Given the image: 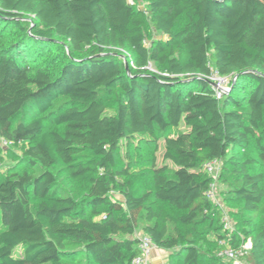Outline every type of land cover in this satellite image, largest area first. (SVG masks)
Listing matches in <instances>:
<instances>
[{"label":"trees","instance_id":"1","mask_svg":"<svg viewBox=\"0 0 264 264\" xmlns=\"http://www.w3.org/2000/svg\"><path fill=\"white\" fill-rule=\"evenodd\" d=\"M142 1L145 9L129 0H0V137L22 151L0 177V264L81 255L84 264H132L139 228L160 249L180 248L176 264H202L209 233L227 239L207 196L213 159L242 209L263 211L264 173L253 165H264V0ZM151 27L165 37L148 44ZM215 70L230 77L221 99L207 79ZM25 110L33 114L17 120ZM146 136L155 145L164 137L174 168L154 167L153 189L140 191L117 154ZM59 166L83 187L81 199L62 187ZM244 224L252 247L239 256L264 264V224ZM229 241L241 249L235 233ZM218 256L205 264H234Z\"/></svg>","mask_w":264,"mask_h":264},{"label":"rangeland","instance_id":"2","mask_svg":"<svg viewBox=\"0 0 264 264\" xmlns=\"http://www.w3.org/2000/svg\"><path fill=\"white\" fill-rule=\"evenodd\" d=\"M135 2V5L138 7L145 8L146 3H144L142 0H133ZM185 23V20L182 18L178 22V28L183 27ZM165 36L162 35L160 32H157L151 27L150 34L148 35L147 43H151L154 39H161ZM123 57L126 59L128 64L133 65L134 63V57L131 49H124L122 50ZM151 70H157L155 66L152 64L150 65ZM33 113L25 110L23 114L17 119V120H25L29 116H31ZM187 127H185L183 124L180 126L179 129H170L168 131V135H175L178 130H186ZM148 136L144 137L145 140H141V138L138 137V139L135 140L134 148L128 151L127 145L125 142H123L120 146V149L117 154V161H118V169H123L124 167H131L133 170V176L136 179V189L140 191H146L153 189V177L152 172L154 167H158L162 164H167L171 168H174V165L170 161H165L163 158L164 151H165V139L162 136L158 143L155 145L154 143H150L148 140ZM137 143L140 145V148L137 147ZM0 152L3 155V162L0 164V177H4L8 175L11 170H14L19 162L22 159V151L20 148L12 146L8 144L6 141H4L0 137ZM247 152L251 156H257V152L255 148L251 147L250 149H247ZM223 163L220 167L217 168L215 172V182H214V193L215 196L213 198V203L215 204V207L220 209L222 211L221 220L216 223V228L218 229L221 234H225L227 236V239H225V243L219 242L218 237L216 236V230L209 233L207 238L211 241L212 244H207L204 242H201V245L205 251V256L202 257L201 261L202 264H205L207 256L208 255H219L220 259L224 263L233 262L235 263V259L229 257V256H223L221 255V251L223 249H234L233 245L229 241L230 235H233L234 233L239 236L241 239V242L243 243V248L246 253L251 250L252 245V236H247L243 228L245 227L244 221L246 219H252L254 223L258 224H264V208L260 215H253L249 212H246L242 209V204L240 201H238L235 197V194L232 190V185L225 182V178L222 177L223 173ZM59 170V179L61 182L62 187L67 188L68 191L72 192L76 197L82 198L84 189L82 186H76L73 185L68 179L66 178V174L63 171L62 166H59L57 168ZM253 171L254 172H262L264 173V165L260 162H257L255 165H253ZM112 197L115 200H122V195L119 191H114L112 193ZM88 215L93 216L94 218H100L104 216V214L101 215H92L91 210L88 209ZM226 225V227H225ZM2 231V221H1V212H0V232ZM144 235V232L141 228L138 229L137 237H141ZM215 246L218 252L214 253V250L211 249V247ZM245 245V247H244ZM180 248H175L173 250H164L158 248L155 251V254L157 255V260L153 261L152 264H176L178 261V258L180 257ZM241 251L240 254L243 253ZM22 250H18L17 255H22ZM242 264H252L250 261H247L244 258L239 259ZM240 263V264H241ZM66 264H84V255L68 258L66 260Z\"/></svg>","mask_w":264,"mask_h":264},{"label":"built area","instance_id":"3","mask_svg":"<svg viewBox=\"0 0 264 264\" xmlns=\"http://www.w3.org/2000/svg\"><path fill=\"white\" fill-rule=\"evenodd\" d=\"M129 2L133 5H135V2L133 0H129ZM142 8V7H140ZM145 9V8H142ZM207 79L211 82L213 87L215 88L216 97L221 99L224 94L230 91V77L228 76H222L219 74L217 70H215L213 73H211L209 76H207ZM222 164V161L220 159H213L210 160L205 164V171L213 177V183L211 188L207 191V196L213 200L215 193H214V182L216 179L215 172L218 167H220ZM226 227V225H225ZM231 236V235H230ZM228 236V237H230ZM221 243H225V240H222ZM252 246V245H251ZM245 247V245H244ZM139 253L133 258L132 264H152L153 257L155 251L159 248L157 244L153 241L152 237L144 234L140 237V241L138 244ZM245 250L243 248V243L241 245V249L236 252L235 249H223L221 251V255L229 256L233 259H235L236 264H240L241 259L240 253L241 251ZM245 252V251H243ZM242 264V263H241Z\"/></svg>","mask_w":264,"mask_h":264},{"label":"crops","instance_id":"4","mask_svg":"<svg viewBox=\"0 0 264 264\" xmlns=\"http://www.w3.org/2000/svg\"><path fill=\"white\" fill-rule=\"evenodd\" d=\"M157 255L154 253L153 261L157 260Z\"/></svg>","mask_w":264,"mask_h":264},{"label":"water","instance_id":"5","mask_svg":"<svg viewBox=\"0 0 264 264\" xmlns=\"http://www.w3.org/2000/svg\"><path fill=\"white\" fill-rule=\"evenodd\" d=\"M127 67H128V65H127Z\"/></svg>","mask_w":264,"mask_h":264}]
</instances>
